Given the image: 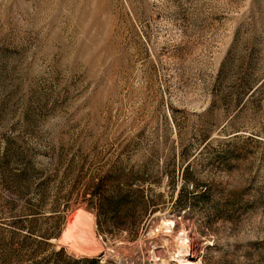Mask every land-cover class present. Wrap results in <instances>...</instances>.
<instances>
[{
  "label": "rangeland",
  "instance_id": "374dc122",
  "mask_svg": "<svg viewBox=\"0 0 264 264\" xmlns=\"http://www.w3.org/2000/svg\"><path fill=\"white\" fill-rule=\"evenodd\" d=\"M90 258L264 264V0H0V264Z\"/></svg>",
  "mask_w": 264,
  "mask_h": 264
},
{
  "label": "trees",
  "instance_id": "16d2710c",
  "mask_svg": "<svg viewBox=\"0 0 264 264\" xmlns=\"http://www.w3.org/2000/svg\"><path fill=\"white\" fill-rule=\"evenodd\" d=\"M82 261L86 264H96L97 263V260L95 258L83 259Z\"/></svg>",
  "mask_w": 264,
  "mask_h": 264
},
{
  "label": "bare ground",
  "instance_id": "6f19581e",
  "mask_svg": "<svg viewBox=\"0 0 264 264\" xmlns=\"http://www.w3.org/2000/svg\"><path fill=\"white\" fill-rule=\"evenodd\" d=\"M172 222L170 220H166L164 223H162V225L166 226V227H171V224ZM90 230V229H89Z\"/></svg>",
  "mask_w": 264,
  "mask_h": 264
}]
</instances>
